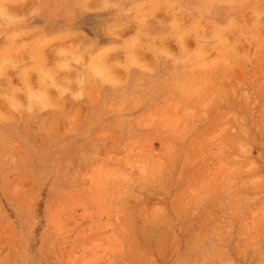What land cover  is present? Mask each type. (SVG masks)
I'll return each mask as SVG.
<instances>
[{
  "label": "rangeland",
  "instance_id": "1",
  "mask_svg": "<svg viewBox=\"0 0 264 264\" xmlns=\"http://www.w3.org/2000/svg\"><path fill=\"white\" fill-rule=\"evenodd\" d=\"M0 264H264V0H0Z\"/></svg>",
  "mask_w": 264,
  "mask_h": 264
}]
</instances>
